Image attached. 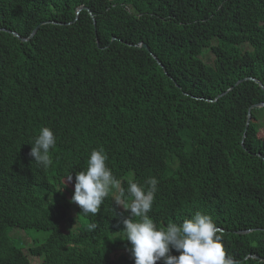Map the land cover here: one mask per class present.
Segmentation results:
<instances>
[{"label":"trees","instance_id":"1","mask_svg":"<svg viewBox=\"0 0 264 264\" xmlns=\"http://www.w3.org/2000/svg\"><path fill=\"white\" fill-rule=\"evenodd\" d=\"M260 103L264 0H0V264L130 252L115 190L95 216L70 202L101 146L123 187L157 178L158 226L205 212L234 264H264ZM44 126L47 169L29 155ZM69 209L78 228L63 233Z\"/></svg>","mask_w":264,"mask_h":264},{"label":"clouds","instance_id":"2","mask_svg":"<svg viewBox=\"0 0 264 264\" xmlns=\"http://www.w3.org/2000/svg\"><path fill=\"white\" fill-rule=\"evenodd\" d=\"M56 143L53 130L41 127L31 144L29 155L38 166L47 169L53 162L51 150ZM108 159L102 146L90 152L86 168L75 175L74 194L70 202L79 206L80 214L95 216L105 198L115 190L114 203L128 213L123 218V238L120 239L131 245L130 252L134 258V262L130 258L131 264H157L158 261L162 264H234L232 256L224 248V232L217 227L211 215L196 211L182 222L169 221L166 226H158L149 215L158 190L157 178L152 177L144 183L129 178L125 188L113 174ZM72 180L73 176L69 173L63 183L66 186V181ZM68 220L66 217L62 223ZM73 221L77 226L75 214ZM96 226L90 224L89 229ZM173 250L179 255L171 254Z\"/></svg>","mask_w":264,"mask_h":264},{"label":"rangeland","instance_id":"3","mask_svg":"<svg viewBox=\"0 0 264 264\" xmlns=\"http://www.w3.org/2000/svg\"><path fill=\"white\" fill-rule=\"evenodd\" d=\"M69 220L61 223V229L63 230V233H68V232H74L77 230L78 226H76L74 220V213L72 210H69L67 212L66 216ZM70 219L72 220L71 223H69ZM114 257L118 264H131L130 263V258L132 257L131 252H115Z\"/></svg>","mask_w":264,"mask_h":264},{"label":"water","instance_id":"4","mask_svg":"<svg viewBox=\"0 0 264 264\" xmlns=\"http://www.w3.org/2000/svg\"><path fill=\"white\" fill-rule=\"evenodd\" d=\"M85 7H81V8H78V10H82V9H84ZM78 13H80V12H77V15H78ZM37 28L38 27H36L35 28V30L33 31V33L30 35V36H32V35H34V33L36 32V30H37ZM14 33V35H16V36H18L21 40H23V41H26V40H28L30 37H28V38H24V37H21L18 33H16V32H13ZM140 46H142V48H145L147 51L149 50L148 49V46L145 44V43H143V42H141L140 43ZM153 57H154V59L156 60V57L154 56V55H152ZM157 62H158V60H156ZM158 64H159V66L162 68V67H164V66H162V64L160 63V62H158ZM262 104H264V103H260V104H255V105H259V106H261ZM241 144H243L242 143V139L240 140V145ZM248 233H250V232H239V234H248Z\"/></svg>","mask_w":264,"mask_h":264},{"label":"bare ground","instance_id":"5","mask_svg":"<svg viewBox=\"0 0 264 264\" xmlns=\"http://www.w3.org/2000/svg\"><path fill=\"white\" fill-rule=\"evenodd\" d=\"M77 12H80V10H77Z\"/></svg>","mask_w":264,"mask_h":264}]
</instances>
